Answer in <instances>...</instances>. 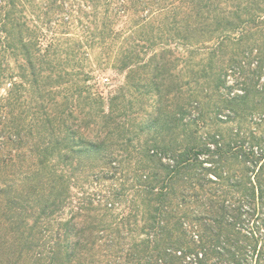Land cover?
<instances>
[{
  "label": "trees",
  "instance_id": "1",
  "mask_svg": "<svg viewBox=\"0 0 264 264\" xmlns=\"http://www.w3.org/2000/svg\"><path fill=\"white\" fill-rule=\"evenodd\" d=\"M256 49L259 0H0V264H264V87L222 92Z\"/></svg>",
  "mask_w": 264,
  "mask_h": 264
},
{
  "label": "rangeland",
  "instance_id": "2",
  "mask_svg": "<svg viewBox=\"0 0 264 264\" xmlns=\"http://www.w3.org/2000/svg\"><path fill=\"white\" fill-rule=\"evenodd\" d=\"M259 2H263L264 0H259ZM76 14H79L81 16V12H76ZM236 46H234L231 43H228L226 50H228V55L230 57H233L236 54L235 50ZM176 54L182 57H188L190 54L186 53L182 49H177ZM258 50L256 49L252 53L246 52L242 54L241 56L238 54L237 56L240 57L242 60L241 64H238L236 67L231 68L227 73V87L222 88V92H224V95L226 97L229 96V91L228 87L229 86H234L235 88L232 90L235 94H239L242 92L241 87L236 86L237 83L239 82L238 80H246V76L253 74L254 71L257 72V76L255 81L258 80L259 86L264 87V70L261 72L258 70ZM260 56V55H259ZM264 56V55H263ZM91 62V61H90ZM93 68L95 69L93 72V75L96 78V81L101 84V90L106 99L110 98L111 96L119 94L122 86H124L125 81H126V72H121L117 69H114L112 67H109L108 69H103V67H100L98 65V62L96 61V58H92L91 62ZM178 73V72H177ZM244 75H246L244 77ZM95 82V81H94ZM220 96L217 95L214 97H206L202 98V105L205 106V112L208 113L209 118H211V121H214L213 124H209L207 127L209 130L210 129H220V131H223L224 134L227 136H231L233 134V130L239 127L240 123H244L246 120L245 118L250 114L245 117L246 113L241 115L240 117L236 118V114L232 109H225L224 111L218 112L216 111L215 107L217 105H220L222 101L219 98ZM223 103V102H222ZM209 105V106H208ZM262 111V109H259ZM255 112L254 114V122H257L259 118L261 117L260 113L261 112ZM264 112V111H262ZM146 114H149L147 112H142L139 114L138 119L134 121V123H139L143 117H145ZM218 114V117L221 119L220 121L215 118V116ZM251 116V115H250ZM248 116V117H250ZM244 118V119H243ZM250 124V127L252 129L259 128L260 134H264V123L262 125H257L253 124V122L248 123Z\"/></svg>",
  "mask_w": 264,
  "mask_h": 264
}]
</instances>
